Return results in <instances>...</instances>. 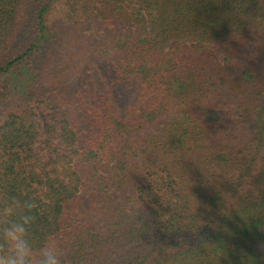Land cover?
<instances>
[{
    "label": "trees",
    "instance_id": "1",
    "mask_svg": "<svg viewBox=\"0 0 264 264\" xmlns=\"http://www.w3.org/2000/svg\"><path fill=\"white\" fill-rule=\"evenodd\" d=\"M11 197L63 264H264V0H0Z\"/></svg>",
    "mask_w": 264,
    "mask_h": 264
},
{
    "label": "clouds",
    "instance_id": "2",
    "mask_svg": "<svg viewBox=\"0 0 264 264\" xmlns=\"http://www.w3.org/2000/svg\"><path fill=\"white\" fill-rule=\"evenodd\" d=\"M37 207L30 198L0 201V264H63L56 237H46L38 247L34 242L32 228Z\"/></svg>",
    "mask_w": 264,
    "mask_h": 264
},
{
    "label": "rangeland",
    "instance_id": "3",
    "mask_svg": "<svg viewBox=\"0 0 264 264\" xmlns=\"http://www.w3.org/2000/svg\"><path fill=\"white\" fill-rule=\"evenodd\" d=\"M219 116H220V117H224V116H225V111L220 112V113H219Z\"/></svg>",
    "mask_w": 264,
    "mask_h": 264
}]
</instances>
